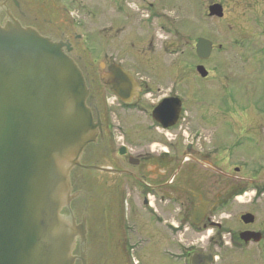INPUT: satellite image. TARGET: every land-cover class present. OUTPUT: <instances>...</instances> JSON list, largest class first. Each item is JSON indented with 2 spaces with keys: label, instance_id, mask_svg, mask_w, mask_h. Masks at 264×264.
I'll use <instances>...</instances> for the list:
<instances>
[{
  "label": "flooded vegetation",
  "instance_id": "af4514ba",
  "mask_svg": "<svg viewBox=\"0 0 264 264\" xmlns=\"http://www.w3.org/2000/svg\"><path fill=\"white\" fill-rule=\"evenodd\" d=\"M71 3L77 5L73 0H0V23L12 19L63 46L85 82L86 107L100 124L97 140L84 148L69 173L72 199L60 211L76 233L74 264H264V219L258 218L264 148L253 160L246 155L250 147L256 149L253 142L243 143L253 141L258 126L253 112H231L232 103L223 97L207 105L193 126L187 111L191 88L182 92L162 85L166 77L148 76L157 68L148 63L150 57L132 65L109 52L86 55L85 35L76 31L66 10ZM141 5L152 8L146 0ZM253 5L264 6V0ZM146 22L150 31L141 21L139 26L152 37L148 48H138V56H151L159 24L156 15ZM197 61L196 71L206 62ZM119 77L125 84L115 88ZM118 106L122 127L116 129L111 118ZM209 130L212 142L202 143ZM252 193L253 202L239 201Z\"/></svg>",
  "mask_w": 264,
  "mask_h": 264
},
{
  "label": "water",
  "instance_id": "95a60500",
  "mask_svg": "<svg viewBox=\"0 0 264 264\" xmlns=\"http://www.w3.org/2000/svg\"><path fill=\"white\" fill-rule=\"evenodd\" d=\"M223 15L221 5L208 7L209 17ZM212 49L197 40L198 59ZM124 84L119 77L114 87ZM86 96L62 45L12 19L0 23V264H74L76 233L60 211L72 199L70 171L100 134Z\"/></svg>",
  "mask_w": 264,
  "mask_h": 264
},
{
  "label": "rangeland",
  "instance_id": "374dc122",
  "mask_svg": "<svg viewBox=\"0 0 264 264\" xmlns=\"http://www.w3.org/2000/svg\"><path fill=\"white\" fill-rule=\"evenodd\" d=\"M73 1L77 5L71 3L66 10L71 13L76 31L85 35L86 55L92 58L95 52H109L132 65L144 64V59L150 57L148 63L157 68L155 72H147L148 76L166 77L162 85H175L178 90L183 89L182 92L186 87L191 88L188 97L192 107L189 104L187 111H190L188 117L193 126L199 125L197 117L206 111L207 105L211 106L223 97L225 102L232 103L229 105L233 108L231 112H253L258 125L253 129V141L250 138L245 142L242 140L244 145L253 142L256 149L250 147L246 155L257 159L259 148H264V6L253 5V0H219L224 15L218 19L206 16L208 6L218 0H146L152 8L142 7L141 0ZM154 15L159 24L155 26L157 32L151 56H138V48H148L147 43L152 37L151 33L143 32L140 21L145 30L150 31L151 26L146 21ZM199 38L211 41L214 47L209 60L202 65L207 72L206 82L202 84L196 71L200 63L194 52ZM169 66L174 72L167 68ZM110 101L115 102L113 97ZM112 107L116 108V105ZM117 109L111 125L119 129L122 127V110L119 106ZM210 132L213 133L209 130L202 135V143L212 142L214 136ZM115 134L118 138L121 136L119 130ZM226 139L230 140L227 136ZM120 144L121 140L116 146ZM258 165L253 162V170H257ZM250 199L253 202V193L239 201L244 203ZM258 208V218L264 219V197L260 198ZM153 264L164 263L154 260Z\"/></svg>",
  "mask_w": 264,
  "mask_h": 264
}]
</instances>
